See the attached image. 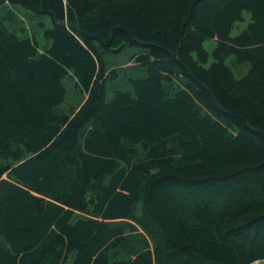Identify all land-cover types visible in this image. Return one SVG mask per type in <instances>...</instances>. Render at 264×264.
<instances>
[{
  "label": "trees",
  "instance_id": "16d2710c",
  "mask_svg": "<svg viewBox=\"0 0 264 264\" xmlns=\"http://www.w3.org/2000/svg\"><path fill=\"white\" fill-rule=\"evenodd\" d=\"M262 260L264 0H0V264Z\"/></svg>",
  "mask_w": 264,
  "mask_h": 264
},
{
  "label": "rangeland",
  "instance_id": "374dc122",
  "mask_svg": "<svg viewBox=\"0 0 264 264\" xmlns=\"http://www.w3.org/2000/svg\"><path fill=\"white\" fill-rule=\"evenodd\" d=\"M245 18H246V23H239L237 28L232 32V36H236L241 30H243L245 28V26L247 25V22L249 21V14L248 13H245ZM216 46H217V42L213 41V40L206 41L204 43L205 49L207 51H209L211 54L210 62L213 60L212 53H213V50L216 48ZM135 52H136L135 49L125 48L120 53L115 54L114 56H109L108 59L115 62L117 65H120V67H124V66L128 65V62L130 61L131 56ZM228 64H230V62ZM233 69H234L235 76L237 78H241L247 72L248 66L245 64H242V65H238L236 67H233ZM130 74H131V76H134V77L135 76H143L145 74V72L144 73H139V72L136 73L133 70L132 72H130ZM64 83H65L67 90H68L69 105L70 106H77L81 102L82 96L77 91V89L75 88L74 80L71 77H67L64 80ZM253 264H264V260L257 261Z\"/></svg>",
  "mask_w": 264,
  "mask_h": 264
}]
</instances>
